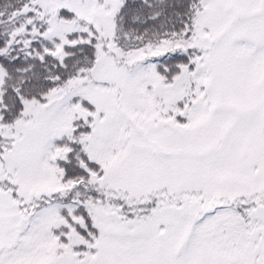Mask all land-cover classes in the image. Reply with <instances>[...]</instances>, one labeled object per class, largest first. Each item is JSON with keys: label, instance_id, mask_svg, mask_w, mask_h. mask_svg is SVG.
<instances>
[{"label": "snow or ice", "instance_id": "1", "mask_svg": "<svg viewBox=\"0 0 264 264\" xmlns=\"http://www.w3.org/2000/svg\"><path fill=\"white\" fill-rule=\"evenodd\" d=\"M0 264H264V0H0Z\"/></svg>", "mask_w": 264, "mask_h": 264}]
</instances>
